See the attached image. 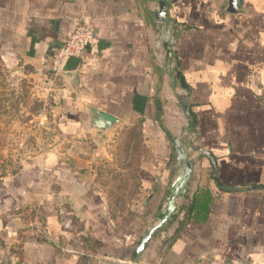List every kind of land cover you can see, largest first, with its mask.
Wrapping results in <instances>:
<instances>
[{
	"label": "crops",
	"instance_id": "crops-1",
	"mask_svg": "<svg viewBox=\"0 0 264 264\" xmlns=\"http://www.w3.org/2000/svg\"><path fill=\"white\" fill-rule=\"evenodd\" d=\"M166 2L186 90L156 59L154 0H0V65L54 86L68 143L0 183V264H135L179 171L168 132L210 152L216 174L193 152L178 217L137 264H264V0H244L238 13L229 0ZM81 23L94 42L58 72L54 56ZM89 107L120 123L97 137ZM206 186L209 220L181 228Z\"/></svg>",
	"mask_w": 264,
	"mask_h": 264
},
{
	"label": "rangeland",
	"instance_id": "rangeland-1",
	"mask_svg": "<svg viewBox=\"0 0 264 264\" xmlns=\"http://www.w3.org/2000/svg\"><path fill=\"white\" fill-rule=\"evenodd\" d=\"M53 93L34 72L0 65V183L65 151Z\"/></svg>",
	"mask_w": 264,
	"mask_h": 264
},
{
	"label": "water",
	"instance_id": "water-1",
	"mask_svg": "<svg viewBox=\"0 0 264 264\" xmlns=\"http://www.w3.org/2000/svg\"><path fill=\"white\" fill-rule=\"evenodd\" d=\"M154 1L157 3V9L154 13L155 18H157L163 24H167V21L169 20L168 3L166 2V0ZM243 2L244 0H229L228 10L235 13L242 11ZM163 46L166 50V63L169 65L175 59L174 44L170 40H165L163 42ZM167 71L175 79L179 80L184 90L187 89L184 77L179 71L177 65H175L173 68H168ZM179 103L182 106L184 114L187 117H190L191 110L185 103L184 99L179 98ZM84 117L87 119V126L94 129L96 136L99 138H102L120 123L118 119L111 117L105 112L93 107H89L87 109ZM168 135L171 138L177 152L179 171L176 178L169 186L166 204L157 214L156 223L151 228H149L146 234L140 239L136 249L134 250L135 264H137L140 256L144 253L147 245L156 236V234L161 232L168 224H171L173 220L178 217L179 204L177 200L178 198L187 196L190 179L194 171L195 159L192 156V152H198L199 154L210 158L213 163L214 173L216 174L217 161L210 152L204 150L202 147L196 146L192 142H189L183 136L175 135L172 132H168ZM189 147L191 148L192 152L189 151ZM256 188H258V186H254L253 188L249 189Z\"/></svg>",
	"mask_w": 264,
	"mask_h": 264
},
{
	"label": "built area",
	"instance_id": "built-area-1",
	"mask_svg": "<svg viewBox=\"0 0 264 264\" xmlns=\"http://www.w3.org/2000/svg\"><path fill=\"white\" fill-rule=\"evenodd\" d=\"M165 40H170L174 44L175 51V35L171 28L166 24L160 22V28L155 43V55L157 61L165 68H173L176 65L175 60L171 64H167L166 50L163 46ZM94 42V34L90 27L81 23L77 26L73 34L68 38L65 45L55 54L54 66L56 71H61L65 67L67 61L73 57H80L88 51L89 47ZM263 102H264V90H263ZM189 151L192 152L189 147ZM183 214V213H181ZM185 264H237L232 260H222L217 258H210L208 260L192 261Z\"/></svg>",
	"mask_w": 264,
	"mask_h": 264
},
{
	"label": "trees",
	"instance_id": "trees-1",
	"mask_svg": "<svg viewBox=\"0 0 264 264\" xmlns=\"http://www.w3.org/2000/svg\"><path fill=\"white\" fill-rule=\"evenodd\" d=\"M214 199L215 193L210 186L200 187L186 207L187 220L182 223L181 228L185 227L191 221L205 224L209 220Z\"/></svg>",
	"mask_w": 264,
	"mask_h": 264
}]
</instances>
